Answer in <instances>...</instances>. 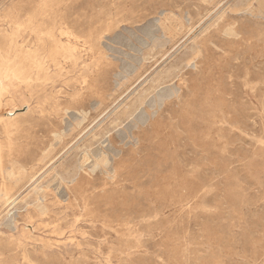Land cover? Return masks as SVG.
I'll return each instance as SVG.
<instances>
[{"label": "rangeland", "instance_id": "obj_1", "mask_svg": "<svg viewBox=\"0 0 264 264\" xmlns=\"http://www.w3.org/2000/svg\"><path fill=\"white\" fill-rule=\"evenodd\" d=\"M0 264H264L259 0H0Z\"/></svg>", "mask_w": 264, "mask_h": 264}, {"label": "bare ground", "instance_id": "obj_2", "mask_svg": "<svg viewBox=\"0 0 264 264\" xmlns=\"http://www.w3.org/2000/svg\"><path fill=\"white\" fill-rule=\"evenodd\" d=\"M120 2V1H119ZM239 3V2H238ZM259 5L262 7V8H264V0H259ZM255 13V12H254ZM38 15V14H37ZM32 17V16H31ZM234 17V16H233ZM14 22V21H13ZM48 22V21H47ZM184 27V26H183ZM226 34H228V35H234L233 34V32H232V30H230V29H228L227 31H226ZM144 36H146V37H149L150 36V34L148 33V32H146V33H144ZM78 38V37H77ZM30 43V42H29ZM142 43V42H141ZM48 44V43H47ZM196 56H197V54H196ZM194 59V58H193ZM20 61V60H19ZM46 61H47V59H46ZM189 66V65H188ZM128 67H130V66H128ZM9 69V68H8ZM18 71V70H17ZM205 74V73H204ZM26 76V75H25ZM13 79H14V77H13ZM247 80V79H246ZM246 82V81H245ZM248 84V83H247ZM145 92V91H144ZM235 95V94H234ZM55 107V106H54ZM200 111V110H199ZM195 112V111H194ZM198 116V115H197ZM174 125V124H173ZM82 131V130H81ZM173 158H175V157H173ZM108 165V161L106 160V159H102L99 163H97L96 165H95V167L96 168H98V167H100V166H107ZM70 166V165H69ZM22 167V166H21ZM10 196V195H9ZM83 221V220H82ZM81 222V221H80ZM61 233V232H60ZM57 235V234H56ZM28 251V250H27ZM34 259V258H33ZM31 261V260H30ZM47 262V261H46Z\"/></svg>", "mask_w": 264, "mask_h": 264}]
</instances>
